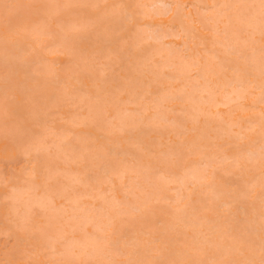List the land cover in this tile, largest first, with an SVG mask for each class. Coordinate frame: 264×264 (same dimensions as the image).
<instances>
[{
  "label": "snow or ice",
  "instance_id": "snow-or-ice-1",
  "mask_svg": "<svg viewBox=\"0 0 264 264\" xmlns=\"http://www.w3.org/2000/svg\"><path fill=\"white\" fill-rule=\"evenodd\" d=\"M0 9V140L6 161L25 160L19 172L0 177V236L6 237L0 264H264V0L191 6L182 0H8ZM76 9L94 12L83 18L69 11ZM37 36L89 68L90 83L80 73L61 80L54 64L45 68L47 61L33 60ZM41 75L60 90L49 97L53 107L23 86ZM164 80L168 85L153 95V83ZM249 98L251 104H241ZM61 100L87 101L85 120L102 134L74 147L71 130L56 128ZM205 100L259 105L260 111L258 118L226 121L219 111H205ZM177 109L179 118L163 117L174 139L156 144L144 138L145 127ZM213 126L215 140L194 135ZM54 152L79 169L69 174L51 163ZM195 153L198 164L174 176L172 170ZM257 167L258 228L252 223L238 231L220 210L230 215L232 208L250 206L255 212L256 183L244 177ZM218 169L240 173L243 182L226 189L215 182ZM173 179L187 188L175 200L162 195ZM118 180L127 193L123 201L111 193ZM80 188L96 194L99 207L84 205L75 194ZM21 194L28 197L23 208ZM162 202L172 223L155 230L148 214ZM122 218L142 226L117 231Z\"/></svg>",
  "mask_w": 264,
  "mask_h": 264
},
{
  "label": "bare ground",
  "instance_id": "bare-ground-1",
  "mask_svg": "<svg viewBox=\"0 0 264 264\" xmlns=\"http://www.w3.org/2000/svg\"><path fill=\"white\" fill-rule=\"evenodd\" d=\"M27 1V0H26ZM106 0H56V2H59V3H64V4H71V5H88V4H93V3H99V4H102L103 2H105ZM114 1V0H113ZM203 1V0H202ZM0 2H8V0H0ZM15 2H23L22 0H15ZM102 2V3H101ZM107 2V1H106ZM128 2V1H127ZM130 2H144V3H152V2H154V0H131ZM219 2H223V0H211V2H209V4H214V3H219ZM108 3V2H107ZM0 11H2V9H0ZM70 11V10H69ZM88 11V12H87ZM85 10L84 12H82L81 11V17H83V18H87L88 16H90V15H92L93 14V12H94V10L93 9H88V10ZM76 12H78V10L76 11ZM79 14H80V12H79ZM2 24V22H0V25ZM2 26V25H1ZM2 31H3V28L1 27L0 28V33H2ZM33 48H34V50H32V51H30V57L33 59V60H41V61H44L45 60V57L42 55H39V54H36L35 52H38L39 50H40V48H44L46 51H44V52H46L48 55L49 54H53V53H63V54H70L69 52H67L66 50H64V49H62V48H58V47H56V46H54V45H52L46 38H44V37H42V36H37V37H35V44L33 45ZM42 51V50H41ZM56 56V55H55ZM49 61V60H48ZM47 61V62H48ZM2 62V61H1ZM0 62V63H1ZM72 62V61H71ZM74 63V62H73ZM50 64V63H49ZM56 64H58V63H56ZM69 64H71V63H69ZM48 66V64H46V65H44V67L46 68ZM83 67V66H82ZM86 68V67H85ZM75 71H77V70H75ZM59 72V71H58ZM173 72H174V74L178 77V78H180L181 77V73H182V69L179 67V66H176V67H174L173 68ZM73 73V72H72ZM71 73V74H72ZM75 73V72H74ZM89 73H90V70L87 68L86 70H84L83 71V73L81 72L80 74H81V76H80V79H81V81L82 82H84L85 84H88V83H90V79H89ZM59 74H60V78H61V80H65V79H68L69 77L68 76H64V74L62 75V73L61 72H59ZM67 74V73H66ZM168 82L167 80H164V81H160V82H158V83H156V82H154L153 83V85H152V88L150 89V91H151V93L153 94V95H156V94H158V92H159V90H161V89H163V88H161L159 85H161V84H165L166 82ZM70 83L72 84V85H76V81L75 80H71L70 81ZM169 83V82H168ZM51 84H53V82L52 81H50V80H48V79H46V77L45 76H43V75H41V76H38L36 79H34V80H32V81H29V82H27V84L26 85H24L25 87H27L28 89H30L32 92H33V94H34V91H37V92H35V93H38V94H42V93H44V94H47V96H48V91L49 90H51ZM165 87H166V84H165ZM57 88V87H56ZM53 89V88H52ZM56 91H53V95L52 96H57V95H59L60 94V90L58 89V91L55 93ZM43 95V94H42ZM41 95V96H42ZM258 95V94H257ZM41 96H40V98H41ZM46 98V97H45ZM42 99H44V96H42ZM48 99L49 98H47L46 100L48 101ZM45 100V99H44ZM247 101V100H246ZM43 102H46V101H43ZM50 101H48V102H46V103H48V104H50V106H52L53 104L52 103H49ZM61 103H63V100H61L60 101ZM60 102H59V104H60ZM76 104H78V106L80 107V108H84V107H87L88 109H89V104H88V102L87 101H85V100H79V101H76L75 102ZM252 103V101L251 102H247V103H245V104H251ZM67 104V103H66ZM60 105H62V104H60ZM66 106V105H65ZM68 106V105H67ZM219 106H234V108L233 109H231V112H235V113H237L238 112V115L236 116L235 115V117L236 118H234V119H248V118H250V117H252V118H258V115H259V112H258V110H256L257 111V113H255V112H251L250 113V111L249 110H251V108H246V107H242V106H237V104L236 103H234L232 100H229V101H226V102H224V103H219V102H214V101H211V100H205L204 102H203V104H202V107L204 108V110L205 111H208V112H210L209 111V108L210 107H214V108H218ZM73 107V106H72ZM69 108V107H68ZM86 108V112L88 111V109ZM214 108H213V111H211V113L212 112H214V113H212V114H215V110H214ZM256 108H260V106L259 105H257L256 106ZM229 110H230V108H229ZM245 110H248L249 112L248 113H245L244 111ZM77 111H78V109H77ZM237 111V112H236ZM252 111H255V110H252ZM72 112V111H71ZM222 113H224V112H222ZM226 114H227V111L225 112ZM225 114V115H226ZM229 114V113H228ZM227 114V115H228ZM75 115V114H74ZM78 115V114H77ZM87 115H88V112H87V114H85L84 116H79V117H76V118H74L73 120H72V123L75 125V124H77V125H81V124H84V125H86V126H88V125H90V124H92L93 122L91 121V120H85V117H87ZM151 115H154L153 113L151 114ZM230 115V114H229ZM164 116H167V118L168 119H177L175 116H172V117H169V115H167V114H160V118H158L157 119V121H156V126L155 127H151V129L153 130V129H159V127H162V128H166V131H164V132H166V136L167 137H165L166 138V141H168L169 139H170V137H171V133L167 130V126H166V124L164 123V121H163V117ZM224 116V115H223ZM233 116V115H232ZM1 118H3V117H1ZM224 118H225V120L227 121V118L224 116ZM233 119V118H232ZM231 119V120H232ZM230 120V119H229ZM1 123V122H0ZM66 123V122H65ZM61 124V123H60ZM73 125V126H74ZM61 126V125H60ZM93 126H94V124H93ZM56 127H58V126H56ZM62 127V126H61ZM69 127V126H68ZM87 128V127H86ZM89 128V127H88ZM94 129H96L95 127H93ZM146 128V127H145ZM58 129V128H57ZM63 129H65V128H63ZM63 129H61V130H63ZM157 129V130H158ZM87 130V129H86ZM146 130V129H145ZM160 130V129H159ZM163 130V129H162ZM162 130H160V131H162ZM150 131V130H149ZM148 131V132H149ZM86 132V131H85ZM94 132H95V130H94ZM98 132H100V131H98ZM151 132V131H150ZM102 134V133H101ZM150 134V133H149ZM161 134V133H160ZM163 134V133H162ZM201 134H203V135H206L208 138H209V140H215V137H216V131H215V127L213 126V127H210V128H208V129H202L201 130V133H197V134H194V135H201ZM90 136V135H89ZM93 136H94V134H93ZM158 137H160V136H158ZM145 138V137H144ZM165 138H164V140H165ZM171 138H173V137H171ZM82 140V139H81ZM80 141V140H79ZM72 142V145L74 146V147H76V148H82V147H84V145L83 144H81L80 142L79 143H77V142H74V140L73 141H71ZM158 142V141H157ZM163 142V141H162ZM220 142H222V141H220ZM164 143V142H163ZM223 143V142H222ZM224 143H226V145H227V142L226 141H224ZM159 144V143H158ZM2 145V144H1ZM228 146V145H227ZM2 148V147H1ZM69 155L71 154V152H72V147H69V148H67L66 150H65ZM195 154H198L199 155V153H195ZM198 155H197V158H198ZM52 156H54V158L55 157H57V158H59V159H61L62 160V166L60 165V166H58V167H60V168H62V169H66L67 171H68V173L69 174H71V173H73L74 171H76V170H72L71 171V169L69 170V168H68V166L69 165H71V164H74V163H76L75 161H73V160H71V159H69V156H66V155H63V154H58V153H53L52 154ZM50 158H52V157H48V159H50ZM52 160V159H51ZM50 160V161H51ZM193 160V159H192ZM200 160V159H199ZM199 160L197 161V162H195L194 161V163H191V164H188V165H186L184 168H192V167H194L196 164H198V162H199ZM59 161V160H58ZM189 161H190V159H189ZM52 162H53V160H52ZM190 163V162H189ZM184 168L182 169V171L184 170ZM259 168L257 167V168H255V169H253L254 171L251 173V172H249V173H247L246 175H245V177H244V179H250V180H253L255 183H256V189H255V212L253 213V209L250 207V206H248V207H239V208H232L231 210H230V215H229V210L228 209H221L220 211H221V213L224 215V216H227L231 221H232V227L235 229V230H238V231H240V230H243V229H245V228H247V227H249V226H251V224L252 223H254L255 224V226L258 228V221H259V199H258V193H259V177H260V173L257 171ZM78 170V169H77ZM182 171H173V173H174V176H179L180 175V173L182 172ZM220 171H222V172H225V173H230V172H234L235 174H238V175H240V177H241V174L240 173H237V172H235V171H232V170H225V169H218L217 170V172H216V174H215V182L217 183V184H219V185H222V186H224L226 189L227 188H233V187H235L236 186V182H231V181H222L221 179H220V177H223L219 172ZM258 172V173H257ZM224 173V174H225ZM220 174V175H219ZM229 175V174H228ZM233 177V176H232ZM227 178H229V177H227ZM234 178H235V176H234ZM209 179H211V173L209 172ZM230 179H233V178H230ZM236 179H241V178H238V177H236ZM127 183V181H125L124 182V184H126ZM186 184H191L192 183V181L189 179L188 181H186L185 182ZM239 183H241L240 181H239ZM163 186H167V187H169L171 190H173L174 191V194H162L163 196H165V197H168V198H171V199H173V200H175L176 199V195H177V192L178 191H180V192H185L186 193V191H187V188H185V187H183L182 185H181V183L179 182V180H177V179H173V181L170 183V184H166V185H163ZM171 186V187H170ZM163 191H165V192H168V191H166L165 190V188L163 189ZM111 193H112V195L115 197V199H117V200H121V201H123L125 198H126V195H127V193H126V189H125V187L122 185V183L118 180L117 182H116V184H115V186L113 187V188H111ZM76 195H80L82 198H83V204L84 205H87V206H89V207H92V206H95V207H99V199H98V196L96 195V194H94V193H92L91 191H85V189H83V188H80L79 189V191H78V193H75ZM27 199H28V197H27V194H21V197H20V200H21V204H20V206H21V208H23L24 207V205H25V203H26V201H27ZM162 204H163V202L161 203V206H162ZM1 207V206H0ZM160 206H158V207H156V208H158L159 210H160V208H159ZM166 207V206H165ZM165 207H164V209H165ZM154 209H155V207H154ZM153 209V210H154ZM164 209H162L161 208V210H163V213H164V216L163 217H160V219H159V230H162L163 228H165L166 226H168V225H170L171 223H172V220H171V216H170V214H169V212H168V210H167V208H166V210H165V212H164ZM3 211V210H2ZM1 213V212H0ZM151 213L153 214V213H156V211H151ZM162 213V214H163ZM149 215H150V213L148 214V217H149ZM153 217H154V215H152ZM237 216V217H236ZM157 217H158V215H157ZM156 218V217H155ZM159 218V217H158ZM151 219H153L152 217H151ZM127 220H128V218H122V219H118L117 221H116V223H115V225H114V227H115V229L117 230V231H122V228H124V226L122 227V225H123V223L126 221L127 222ZM157 221V220H156ZM135 222V221H134ZM138 222V221H137ZM140 223H142L141 221H139ZM158 222V221H157ZM132 223V222H131ZM151 223V222H150ZM128 224V223H127ZM157 224V223H156ZM130 225H132V224H130ZM135 225H137L136 223H135ZM126 226V225H125ZM140 226V225H139ZM145 226V225H144ZM156 226V225H155ZM74 227L77 229V231H79L80 230V227H81V225L80 224H76V225H74ZM83 227H86L89 231H91V226L90 225H87V224H85V225H83ZM153 227V226H152ZM131 228V227H130ZM135 228V227H134ZM138 229H140V228H137V229H134V230H132V231H135V230H138ZM153 229H155V228H153ZM124 230V229H123ZM155 230H158V229H155ZM93 259H95L94 257H93Z\"/></svg>",
  "mask_w": 264,
  "mask_h": 264
},
{
  "label": "rangeland",
  "instance_id": "rangeland-1",
  "mask_svg": "<svg viewBox=\"0 0 264 264\" xmlns=\"http://www.w3.org/2000/svg\"><path fill=\"white\" fill-rule=\"evenodd\" d=\"M23 2H29V0H22ZM108 3H107V2ZM105 2H101L102 4H111V3H113V2H115V0L113 1V0H106ZM130 2L131 0H124V2ZM31 2H35V3H42V2H47V0H31ZM182 2L183 3H185V4H188V5H193V4H209V2H211V0H182ZM78 10V12H80V16H81V11L82 12H84L85 10L87 11L88 9H76V10H70V11H77ZM193 11L195 12V9H193ZM88 12V11H87ZM2 25V24H1ZM0 25V28L2 27L3 28V25L1 26ZM171 43H179L178 41H172ZM42 50V51H41ZM44 51H46L44 48H40V50L38 51V52H35L36 54H39V55H43L44 57H45V60L44 61H48V65H49V63L50 64H54L55 65V67H56V69L59 71V72H61L62 73V75L64 74V76H68V77H70L71 76V73L73 72H75V73H83V71L84 70H86L87 69V67L85 68V66H83V65H81L80 67H77L76 66V64L75 63H73L74 61H73V58H72V56L70 55V54H63V53H53V54H47L46 52H44ZM56 55V56H55ZM72 61V62H71ZM1 62V61H0ZM2 63V62H1ZM56 63H58V64H56ZM69 63H71V64H69ZM83 66V67H82ZM89 69V68H88ZM75 70H77V71H75ZM90 70V69H89ZM119 69H117V72L119 73ZM67 73V74H66ZM166 82V81H165ZM166 84V86L168 85V82H166L165 83ZM165 84L163 85V84H161V85H159L161 88H164L165 87ZM24 86V85H23ZM51 86V90H49L48 91V96H47V94H44V93H42V94H38V93H35V92H37V91H34V95L36 96V98L41 102V103H46V102H48L49 101V99H48V101L46 100L47 98H49V97H51L54 93H53V91H58V88H56V85L53 83V84H51L50 85ZM53 88V89H52ZM55 92V93H56ZM257 94H258V92H257ZM44 96V99H42V96ZM40 96H41V98H40ZM46 97V98H45ZM43 101H46V102H43ZM77 101H79V100H77ZM252 100H251V98H249L247 101H243V102H241V104H245V103H247V102H251ZM49 103H51V102H49ZM46 104H48V103H46ZM60 104H62V105H60ZM60 104L58 105L59 106V112H60V118H58L57 120H56V126H58V127H56V128H58V130H61V129H63V128H65V129H70L71 130V132H72V137H71V141H73L74 140V142H77V143H79V140H85V139H87L88 137H89V135H91V136H93V134H94V136L95 135H100L101 134V132H98V131H100V129H98L97 127H95V126H93V123L92 124H90V125H88V126H86V125H84V124H81V125H77V124H73L72 123V120L74 119V118H76V117H79V116H84L85 114H87V112L89 111V109L87 108V107H84V108H80L79 106H78V104H76V103H65V102H63V103H61L60 102ZM66 105V106H65ZM68 105V106H67ZM49 106H50V104H49ZM53 106H55V105H52V106H50V107H53ZM73 106V107H72ZM69 107V108H68ZM169 107H172V105H169ZM86 108L88 109V111L86 112ZM214 108V107H213ZM213 108L212 107H210L209 108V111L211 110V111H213ZM229 108H230V110H229ZM234 108V106H219L218 108H214V110H215V113L217 112V111H219L221 114H223L226 118H227V120H231L232 118L234 119V118H236L235 117V115L237 114L238 115V112L237 113H235V112H231V109H233ZM77 109H78V111H77ZM252 110H255V111H252ZM256 110H258V112L260 111V108H255V109H251V110H249L250 111V113L251 112H255V113H257V111ZM72 111V112H71ZM178 109H177V113L176 114H173V113H165V114H167V115H169V117H172V116H175L176 118H179L178 117ZM210 111V112H211ZM227 111V114L225 113ZM248 110H245L244 112L245 113H248L249 112ZM222 112H224V113H222ZM212 113H214V112H212ZM75 114V115H74ZM78 114V115H77ZM152 113H150V115H151ZM162 114H164V113H162ZM226 114V115H225ZM172 115V116H171ZM233 115V116H232ZM236 115V116H237ZM1 117H3V113L2 112H0V122L2 123L3 122V119H4V117L3 118H1ZM66 122V123H65ZM61 123V124H60ZM62 127H61V126ZM74 125V126H73ZM69 126V127H68ZM87 127V128H86ZM89 127V128H88ZM93 127H95L96 129H94ZM87 129V130H86ZM146 129V130H145ZM144 129V137H145V139H147V140H151V141H153L154 143H156V144H158V143H162V141L164 142V143H166L167 141H166V138L165 137H167L166 136V132H164V131H166V128H162V127H159V129L160 130H162V131H160L158 128V130L157 129H151V127H146ZM94 130H95V132H94ZM151 132H150V131ZM86 131V132H85ZM149 131V132H148ZM150 133V134H149ZM161 133V134H160ZM163 133V134H162ZM158 136H160V137H158ZM164 138H165V140H164ZM173 139H174V137H173ZM158 141V142H157ZM226 141V140H225ZM223 143H224V141H222ZM2 144V145H1ZM225 144V147L227 148L228 146V143H227V145H226V143H224ZM2 147V148H1ZM197 155L198 154H191V155H186L184 158H183V160L180 162V164L175 168V169H173L172 171H182V169L186 166V165H188V164H191V163H194V161L195 162H197L199 159H200V155H198V158H197ZM52 158H50L49 160H53V162H52V160L50 161L51 163H53L54 165H56V166H62V160L61 159H59V158H57V157H55L54 158V156H51ZM48 159V158H47ZM189 159H190V161H189ZM193 159V160H192ZM59 160V161H58ZM190 162V163H189ZM24 165H25V160H24V158L23 157H18L15 161H13V162H11V163H9L8 161H6V159H5V157H4V153H3V141L2 140H0V177H4V176H11V173H12V170L13 169H15L17 172H19V170L22 168V167H24ZM79 167H80V165H78L77 163H74V164H71V165H69L68 166V168H69V170L71 169V171L72 170H77V169H79ZM254 170H252L251 171V173L253 172ZM259 173H260V171H259V169L257 170ZM257 172V173H258ZM223 177H220V179L222 180V181H231V182H236V185H238V184H240L239 183V181L242 183L243 181H242V179H236V177H238V178H241L240 177V175H238V174H235L234 172H230V173H225V172H222V171H220L219 172ZM225 173V174H224ZM219 174V175H220ZM229 174V175H228ZM233 176V177H232ZM234 176H235V178H234ZM227 177H229V178H227ZM230 178H233V179H230ZM171 187V186H170ZM165 188V190L166 191H168V192H165V191H162V194H168L169 192V194H174V191L173 190H171L169 187H167V186H162V189H164ZM0 192H2V189H0ZM160 207V210L158 209V208H156V207H158V206H156L155 207V209L154 210H152V211H156V213H151L150 212V215H149V217H148V221L149 222H151L150 223V225H151V227L152 228H155V229H158L159 230V219H160V217H163L164 216V213H163V210H161V208L162 209H164V207H165V205L164 204H162V206H161V204L159 205ZM166 208L167 207H165V209H164V212H165V210H166ZM3 210V208H2V206L0 207V224H2V222H3V219H4V210ZM163 213V214H162ZM152 215H154V217L152 216ZM157 215H158V217H157ZM163 215V216H162ZM151 217L153 218V219H151ZM156 217V218H155ZM237 217V216H236ZM38 219H40V218H38ZM158 222H157V221ZM132 222V223H131ZM128 223V224H127ZM135 223L137 224V225H135ZM157 223V224H156ZM130 224H132V225H130ZM126 225V226H125ZM140 225V226H139ZM156 225V226H155ZM124 226V228H122V231H129V232H131L132 230H134V229H137V228H141V226H142V223H140L139 221L137 222V221H132V220H130V219H128L127 220V222L125 221L124 223H123V225H122V227ZM145 226H147L146 224H145ZM131 227V228H130ZM135 227V228H134ZM124 229V230H123ZM5 239H6V237H4V236H0V259H3V258H5V248H4V244H5Z\"/></svg>",
  "mask_w": 264,
  "mask_h": 264
}]
</instances>
